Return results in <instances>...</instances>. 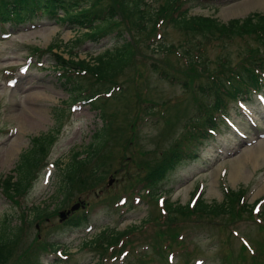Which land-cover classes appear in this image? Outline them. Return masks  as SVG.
<instances>
[{
	"label": "rangeland",
	"instance_id": "obj_1",
	"mask_svg": "<svg viewBox=\"0 0 264 264\" xmlns=\"http://www.w3.org/2000/svg\"><path fill=\"white\" fill-rule=\"evenodd\" d=\"M145 1L148 7H157L162 0ZM176 3L179 10L182 3L180 0ZM185 5L188 7V15H209L223 22L230 18H241L249 12H264V3L261 4L258 0H186ZM78 31L70 28L68 24L54 21L43 13H37L32 19L20 24L5 23L0 27V33H8L6 38L0 37V176L12 173L19 153L30 147V137L51 129L55 132L58 120L54 119L53 108L61 109L64 113L59 119L55 140L33 171L25 195L14 203L0 192V219L3 215L11 216L12 225H18L20 218H25L21 217L22 215H27L30 219L25 221L23 226V223L20 224L22 233H17L13 250L4 264H20L23 260L36 258L41 264H121L141 253L150 255L152 251L148 242L152 246L157 245L151 241L156 240L155 233L160 225H163L161 216L165 215L156 200H150L135 182L139 178L133 179L136 172L134 165L141 162L140 158L149 160L156 154L159 157L158 151L172 145L179 136L181 123L189 114L195 112L192 93L189 90L178 83L160 78L158 73L152 72L148 66L160 65L165 56L172 63L176 58L179 63L180 60L184 61L185 57L180 54L181 50L185 49L184 36L180 30L171 26L169 21L164 20L156 27L155 34H150L153 37L149 39L150 47H155L157 41L164 42L167 46L173 45L177 53L169 54L159 48H152L153 52L146 51L151 59L146 61L147 68L136 79L137 86H134V81L128 83L129 79L134 80L133 70L131 73L130 70H125V73L121 72L122 75L118 76V79L124 80H118V83L122 82V88H118L119 92L113 97V92L111 96L106 97L103 105L105 115H112L114 125H118L120 129V137H115L112 145L106 143L108 173L94 190L77 195L74 189H70L69 191L74 193L61 202L65 191L58 194L57 190L62 182L60 175L64 167L69 163L73 152H82V149L84 151L90 141H94L92 133L100 128L103 122L99 111L92 105L82 104L79 109L70 111L68 94L72 91L71 85L62 83V79L58 77L59 70L54 67V58L49 53L36 58V55H30L29 50L30 47L44 49L56 41L67 43L73 39L74 34L79 33ZM122 34L125 39L133 40L132 32H128L127 28L122 30ZM111 35L112 33L98 41H85L74 48V52H77L79 58L96 55L113 46ZM241 43V40H236L226 45V53L232 56ZM55 51L53 48L52 52ZM56 53L66 59V54L61 49ZM218 54L217 46L212 45L206 49L210 65H213L214 59L220 57ZM24 63L27 64L26 69L19 72V66ZM184 67L182 64L179 66L180 69ZM10 78L15 80L13 86L6 84ZM205 81L203 78L201 84ZM148 102L156 104L154 106ZM150 105L151 110L141 111L142 107ZM231 108V111H236L233 106ZM183 113H186L185 118L182 117ZM229 118L239 124L233 113ZM127 122L134 123L133 132ZM165 123L173 125L172 128ZM239 128L245 133L247 140L235 137L229 130L220 126L218 129L221 131L215 132L211 138L204 140L203 144L197 145L198 158L184 160L169 170L156 188L163 197V208L165 201L187 204L194 192H198V197L206 201H220L227 189L239 191L240 199L237 205H250L264 196V118L251 127L244 123ZM125 140L130 142L129 147L123 151ZM145 150H149V153L140 154ZM101 151L103 153L104 148ZM257 151L262 154L253 161L248 153ZM119 155H125V161L118 160ZM235 161L240 163L238 170H234L236 180L232 182L230 173ZM47 163L51 164L50 176L48 181L43 183V166ZM140 164L145 165L143 162ZM137 193L139 198L135 197ZM118 195L124 196L126 201H130V205L125 202L127 205L124 203L122 207H115L114 200L109 199L118 198ZM76 201H82L86 205L88 203L87 222L74 228L64 226V222L58 221L57 214ZM36 205H42L46 211H54L41 220H31V210ZM46 205L48 207H45ZM223 216L226 217L175 214L173 222L167 221V225L169 228L174 227L178 238L181 234L186 242L179 247L181 249L173 244L170 249L163 248L165 252L156 247L162 252L161 257L154 255L149 263L192 264L195 259H199L201 264H236L233 261L241 245V237L247 240L255 254V241L259 243L260 236L264 235L258 230L262 221L253 213L251 217L244 213L239 218L231 219ZM144 218L149 222L145 223ZM198 220L200 222L195 223ZM235 221L238 222L233 224ZM132 225L141 230L126 239L131 241V244L124 247L127 253L123 256L110 255L124 246V243L107 247L103 253L97 252L94 246L84 245V242L97 235L102 227H105L104 230L122 231ZM47 242L57 243V249L61 250L65 258H58L53 251L42 252L45 248L42 244ZM168 250L174 254L170 262L166 261ZM228 252L231 258L229 263L225 258ZM184 253L187 255L186 259ZM115 254H118V251ZM247 255L242 264H250Z\"/></svg>",
	"mask_w": 264,
	"mask_h": 264
},
{
	"label": "trees",
	"instance_id": "obj_2",
	"mask_svg": "<svg viewBox=\"0 0 264 264\" xmlns=\"http://www.w3.org/2000/svg\"><path fill=\"white\" fill-rule=\"evenodd\" d=\"M176 1L162 0L157 7H148L145 0H0V22L9 20L20 22L34 16L36 10H39L44 13H51L55 19L58 18V20L69 24L71 28L79 30V33L74 34L71 41L60 45L52 42L48 48L50 51L51 48L61 47V50L67 55L66 60L56 55L55 66L83 71L84 75L80 77L77 89L87 87L86 89L91 90L97 81V86L94 89L96 91L108 89L111 84L116 83L123 69L136 66L134 60V55L137 54L138 50L136 46L140 47L142 54L146 49L153 52L154 49H150L149 43H146L151 37L150 34L155 31L154 24L159 21H169L171 26L180 30L184 36L185 49H182L181 53L186 57L185 67L180 69L181 64L179 62L172 63L165 56L158 67L151 66L152 71L157 72L166 80H176L175 83L179 82L183 87L191 85L194 79H200V81L198 80L200 83L201 78H205L207 80L205 85L197 84L196 87L200 88L204 94L207 93L212 99L207 109H204L205 112L203 109H197L196 119L192 122L195 131L188 130L187 135L181 137L186 141L194 137H196L195 139L203 137L206 134V127H214L217 113L223 111L228 102L264 86V77L261 76V73L264 72V12H249L241 18H230L223 22L209 15H188L186 9H177ZM58 10L60 16H58ZM148 23L150 24L149 28ZM124 28H127L128 32H132L131 36L134 41L124 38L122 35ZM108 30H117L120 39H117L118 41L112 48H107L96 55L84 58H79L72 52L77 43L86 39L94 40ZM236 40H241L242 43L231 56V54L226 53L228 47L226 45L232 44ZM214 41L219 43L216 44ZM212 45L218 47L220 57L214 59L213 65H210V58L207 57L205 50ZM173 47V45L167 46L164 42L158 41L153 48H159L166 53L173 54ZM30 49L37 51L35 47H30ZM225 53L226 55H224ZM194 55H197L198 59H195ZM134 72H137V69H133ZM177 73L182 74L181 79ZM89 77H92L90 82ZM69 99L73 100L74 98L71 99L70 97ZM54 115L55 119L59 120L60 114L54 112ZM54 136L55 132L51 129L30 138V147L19 153L16 164L11 170L12 173L0 177V189L4 193L14 195L23 190L32 168ZM102 139V133L99 131L94 141H90L84 151L82 149V152L80 150L71 154L69 163L64 167L67 184L73 183L80 169L88 163V161L83 160L76 161L74 158L83 152H87V157L92 155ZM181 146L185 147L183 144ZM189 153L181 151L180 143L175 144L166 153L161 152L163 155L158 158L159 161L153 162L154 166L149 168L146 178L152 181L162 177L166 169L170 168L181 155ZM89 176L90 174L86 175L81 183L86 182ZM65 185L63 180L58 187V194L62 192ZM236 193L238 194L239 191L229 189V193L223 194L220 201H206L198 198L192 211L199 215L227 214L232 216L233 212L238 215L237 210L234 211L233 204L236 200ZM152 194L151 196L154 197L157 193L153 191ZM165 207L170 218L177 213H187L186 204L181 205L166 201ZM238 210L242 211L245 208L240 207ZM46 213V208H43L42 205H36L31 210L33 218H38ZM72 220L73 223L77 224L75 219L70 217V221ZM134 227L133 225L129 226L123 231L108 230L107 235L100 232L84 243L91 245L101 239L104 242H109L125 232V229ZM16 235L17 227L11 224L9 217L3 216L0 219V264L6 263L11 254ZM26 264H30V262H26Z\"/></svg>",
	"mask_w": 264,
	"mask_h": 264
},
{
	"label": "bare ground",
	"instance_id": "obj_3",
	"mask_svg": "<svg viewBox=\"0 0 264 264\" xmlns=\"http://www.w3.org/2000/svg\"><path fill=\"white\" fill-rule=\"evenodd\" d=\"M258 2H260L261 4L262 3H264V0H258ZM262 154V152H250V153H248V155H249V158H252L253 159V161L259 156V155H261ZM240 162L238 161H235L234 163H233V166H232V171H231V173H230V180L233 182V181H235L236 180V175H235V172H234V170H238V167H239V164Z\"/></svg>",
	"mask_w": 264,
	"mask_h": 264
}]
</instances>
